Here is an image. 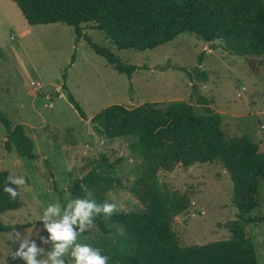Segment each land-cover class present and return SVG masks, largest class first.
<instances>
[{"label":"rangeland","instance_id":"1","mask_svg":"<svg viewBox=\"0 0 264 264\" xmlns=\"http://www.w3.org/2000/svg\"><path fill=\"white\" fill-rule=\"evenodd\" d=\"M83 26V35L92 42L108 48L122 63L137 67L130 77L96 53L83 36L77 39L72 26L30 25L12 0H0V112L11 127L23 125L36 154L27 159L14 150L7 152L6 130L0 121V172L8 170L26 181L18 187V208L0 213L2 224L14 225L9 232L0 231V264H28L26 258L12 255L25 238L24 252L35 242L38 250L43 249L35 259H47L59 242L50 239L46 225L63 218L68 203L77 199L70 191L73 181L87 170V160L100 152L116 162L115 173L122 183L107 193L106 202L126 210L136 206L128 188L140 176L139 161L128 149L133 137L98 135L67 100L63 74L68 91L88 118L111 104L133 107L184 100L197 105V97L205 96L220 113L228 138L248 136L264 151V54L240 56L224 50L221 40L206 42L189 32L146 50L119 49L92 23ZM199 72H205L206 79L199 78ZM158 180L189 197L188 209L173 221L180 245L227 239L231 223H241L232 202V181L219 161L189 167L174 163L171 169L158 171ZM138 191L149 193L146 184ZM81 198L94 201L89 192ZM49 204H58L60 213L42 219ZM263 214L264 179L249 216ZM243 226L259 263L264 264V220ZM79 227L73 225L78 233ZM99 234L93 225L78 235L77 243L94 247ZM64 259L74 261L70 253Z\"/></svg>","mask_w":264,"mask_h":264},{"label":"trees","instance_id":"2","mask_svg":"<svg viewBox=\"0 0 264 264\" xmlns=\"http://www.w3.org/2000/svg\"><path fill=\"white\" fill-rule=\"evenodd\" d=\"M12 1L30 25L60 22L72 26L77 39L83 36L96 53L128 77L137 67L122 63L108 48L92 42L83 35V25L92 23V28L102 31L119 49L146 50L189 32L206 42L221 40L224 50L240 56L264 54V0ZM198 76L207 77L205 72ZM65 79L63 74L62 88L80 117L89 120L93 130L105 139L132 136L128 149L140 164V176L128 187L136 206L121 208L110 218L103 213L92 217L100 232L94 248L109 257L108 264H260L253 240L243 226L264 220V214L249 216L257 206L260 181L264 179V151H259L257 143L245 135L228 138L220 113L205 96L197 97V105L184 100L144 102L133 107L111 104L88 118L68 91ZM0 121L6 130L5 150H14L18 157L36 158L34 142L23 125L11 127L1 112ZM213 161H219L229 173L232 202L241 223H231L232 234L227 239L180 245L173 221L188 209L189 197L161 183L158 171L171 169L174 163L189 167ZM115 163L104 152L87 160V170L70 187L74 197L89 192L102 207L107 193L122 184ZM10 174L8 170L0 172V213L19 205V195L13 201L4 191ZM144 184L148 195L138 191ZM12 229L14 225L0 222L1 232Z\"/></svg>","mask_w":264,"mask_h":264},{"label":"clouds","instance_id":"3","mask_svg":"<svg viewBox=\"0 0 264 264\" xmlns=\"http://www.w3.org/2000/svg\"><path fill=\"white\" fill-rule=\"evenodd\" d=\"M26 183L23 177H16L9 175L6 179L4 191L9 194V198L13 201L19 195L17 187ZM16 185L17 187H12ZM122 209L115 203H104L98 206L94 201L88 199L77 198L68 203L65 215L59 222L53 221L46 225L48 232L51 233L50 239L59 243L55 244L53 252L48 254L47 259L37 261L35 256L38 251L43 249H37L35 242L31 247H28L27 252L23 251V248L28 245V239L25 238L21 244V248L18 252L12 253L13 258L17 256L26 258L28 264H48L51 260V264H66L64 257L70 253L74 259L75 264H108L109 257L101 254V250L94 248L89 244L77 243V237L79 234L84 233L86 228L93 226L92 217L95 214L103 213L105 218H110L114 213L121 211ZM60 213V207L58 204H49L45 209L42 219H50L52 216H58ZM79 223V233L74 230L73 225ZM19 238V234L15 239ZM43 239V238H42ZM47 243V240L44 241Z\"/></svg>","mask_w":264,"mask_h":264},{"label":"crops","instance_id":"4","mask_svg":"<svg viewBox=\"0 0 264 264\" xmlns=\"http://www.w3.org/2000/svg\"><path fill=\"white\" fill-rule=\"evenodd\" d=\"M29 136V135H28ZM242 136V135H241ZM30 137V136H29ZM34 142V141H33Z\"/></svg>","mask_w":264,"mask_h":264}]
</instances>
